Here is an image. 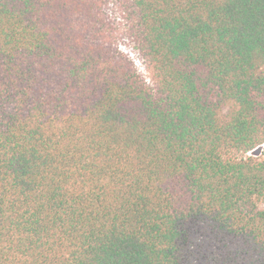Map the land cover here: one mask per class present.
Listing matches in <instances>:
<instances>
[{
	"label": "trees",
	"instance_id": "1",
	"mask_svg": "<svg viewBox=\"0 0 264 264\" xmlns=\"http://www.w3.org/2000/svg\"><path fill=\"white\" fill-rule=\"evenodd\" d=\"M260 147L264 0H0V264H264Z\"/></svg>",
	"mask_w": 264,
	"mask_h": 264
},
{
	"label": "rangeland",
	"instance_id": "2",
	"mask_svg": "<svg viewBox=\"0 0 264 264\" xmlns=\"http://www.w3.org/2000/svg\"><path fill=\"white\" fill-rule=\"evenodd\" d=\"M123 48H127L125 45H123ZM129 50V49H128ZM133 59L136 61L137 67L139 68L140 72L144 75L145 78L148 79L149 75L145 68L143 67L142 63L138 58L133 56ZM264 147L257 148L256 150L252 151L251 153L248 154V156H258L263 153ZM261 208L264 209V201L260 204Z\"/></svg>",
	"mask_w": 264,
	"mask_h": 264
}]
</instances>
